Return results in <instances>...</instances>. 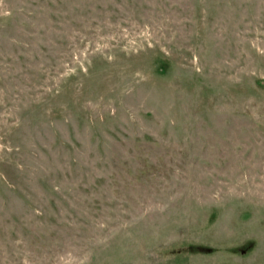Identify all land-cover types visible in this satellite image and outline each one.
<instances>
[{
  "label": "rangeland",
  "instance_id": "1",
  "mask_svg": "<svg viewBox=\"0 0 264 264\" xmlns=\"http://www.w3.org/2000/svg\"><path fill=\"white\" fill-rule=\"evenodd\" d=\"M0 264H264V0H0Z\"/></svg>",
  "mask_w": 264,
  "mask_h": 264
}]
</instances>
